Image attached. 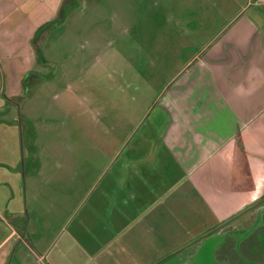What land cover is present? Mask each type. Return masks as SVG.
I'll list each match as a JSON object with an SVG mask.
<instances>
[{"label": "rangeland", "instance_id": "1", "mask_svg": "<svg viewBox=\"0 0 264 264\" xmlns=\"http://www.w3.org/2000/svg\"><path fill=\"white\" fill-rule=\"evenodd\" d=\"M248 19L264 29V2H3L0 238L4 217L13 222L4 210L13 202V177L19 172L16 188L23 199L18 204L25 203L27 218L35 229L34 254H26L25 261L105 264L106 250L98 260H92L74 246L81 242L78 235L89 230L87 225L81 228L86 206L91 204L84 203L86 192L90 187L94 192L96 176L104 169L108 174L101 184L106 185L120 143L143 125L142 133L149 120L158 123L156 112L149 116L152 108L161 110L171 94L190 93L184 88L200 68L205 47L221 48ZM47 23L50 25L35 38ZM229 27L233 28L227 30ZM190 61L195 65L187 69ZM13 167H18L17 171ZM214 233L207 241L157 264H264V250L252 249L253 257H241L240 250L228 254L219 237L229 233ZM242 234L247 248L253 232ZM260 241L259 248L264 249V239L260 237ZM98 248L104 250L101 243Z\"/></svg>", "mask_w": 264, "mask_h": 264}, {"label": "crops", "instance_id": "2", "mask_svg": "<svg viewBox=\"0 0 264 264\" xmlns=\"http://www.w3.org/2000/svg\"><path fill=\"white\" fill-rule=\"evenodd\" d=\"M236 31L221 48L205 47L188 95H169L149 114L158 123L149 120L120 143L106 185L105 169L96 176L84 197L91 204L81 228L89 230L74 245L92 260L106 250L105 264H157L214 232L229 233L220 235L222 245L241 235L242 243L243 232L264 226V29L248 19ZM20 177L14 174L16 193L4 210L13 222L3 216L0 264H31L24 256L34 254L32 219L18 204Z\"/></svg>", "mask_w": 264, "mask_h": 264}, {"label": "flooded vegetation", "instance_id": "3", "mask_svg": "<svg viewBox=\"0 0 264 264\" xmlns=\"http://www.w3.org/2000/svg\"><path fill=\"white\" fill-rule=\"evenodd\" d=\"M260 237L261 238H263L264 239V226L263 227H261L260 229H258V230H254L253 231V235L251 236V238L248 240V242H250L249 244H250V246H252V243H253V241H257L258 240V243L256 244V247L254 246L252 249H255V250H264V249H261V248H259L260 247V245H261V241H260ZM242 238V235L239 237V240ZM238 240V242H237V240H230V239H228L226 242H224V244H223V246H226L225 248L228 250L227 251V253L228 254H235V253H239L238 251L240 250V253H243L242 255H241V257H243V256H249V255H252V256H249V257H253L254 256V253L252 252V250L249 248V244L247 245V248L245 247L246 245H243V244H245L244 243V240H243V242L242 243H239L240 241ZM241 244L242 245V247H239L238 248V245H237V247H236V245H233V243H235V244ZM238 250V251H237ZM236 255V254H235ZM238 257V256H237ZM255 257L256 258H258L256 255H255ZM220 258V257H219ZM237 259H240L239 257L237 258ZM225 262L226 263H229L228 261H226L225 260Z\"/></svg>", "mask_w": 264, "mask_h": 264}, {"label": "trees", "instance_id": "4", "mask_svg": "<svg viewBox=\"0 0 264 264\" xmlns=\"http://www.w3.org/2000/svg\"><path fill=\"white\" fill-rule=\"evenodd\" d=\"M48 25H50V23H47L46 25L42 26L41 29H40V31H38V32L36 33L35 38H36V37L38 38V37L40 36V34H41L40 32L43 31V30H45V29L48 27ZM35 38H34V39H35ZM37 53H38V50H37ZM263 203H264V201L262 202V204H263Z\"/></svg>", "mask_w": 264, "mask_h": 264}]
</instances>
